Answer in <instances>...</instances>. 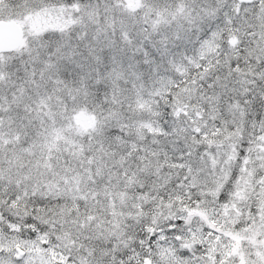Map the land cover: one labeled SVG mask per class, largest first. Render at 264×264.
<instances>
[{"label":"snow or ice","instance_id":"6c2138e0","mask_svg":"<svg viewBox=\"0 0 264 264\" xmlns=\"http://www.w3.org/2000/svg\"><path fill=\"white\" fill-rule=\"evenodd\" d=\"M0 264H264V0H0Z\"/></svg>","mask_w":264,"mask_h":264}]
</instances>
